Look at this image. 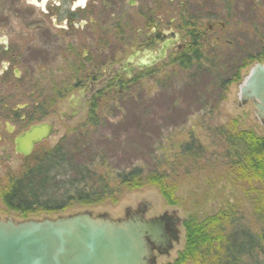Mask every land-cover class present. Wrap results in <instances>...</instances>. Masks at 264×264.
Returning <instances> with one entry per match:
<instances>
[{"label": "rangeland", "instance_id": "rangeland-1", "mask_svg": "<svg viewBox=\"0 0 264 264\" xmlns=\"http://www.w3.org/2000/svg\"><path fill=\"white\" fill-rule=\"evenodd\" d=\"M129 1L135 5L129 6ZM87 6L94 7L96 24L79 29L76 40L78 54L82 55L85 50L90 56L91 64L94 62L103 67L107 63H117L124 59L123 52L117 49L118 45L103 44L99 40L100 30L112 29L114 19H125L131 36H135L136 30H139L140 36L144 37L150 35L146 21L151 18V14H155L161 19L160 31L162 28L169 30L170 27L166 24L174 19L171 28L181 29L186 42L190 41L188 31L194 32L193 37L199 45L196 49L201 52V59L196 67L202 68L203 72L197 71L195 67L181 70L172 60L160 65L154 72L138 77L122 92H118V87L110 92L99 90L90 98V106L86 107L84 114L71 123H63L56 116L58 135L39 148L49 150L60 140L67 139L69 145L71 139L76 140L78 134H83L87 139L91 138V143L89 141L88 146L82 148V157H74L75 162L103 173L131 164L144 169L152 168L162 158L170 159L190 135L211 155L217 151L213 145L211 130L224 126L229 121H236L240 128L251 129L257 135L264 136V124L257 119L252 102L242 104L240 101V88L251 68L264 60L247 65L240 72L238 81L226 88L221 87L224 80L232 77L238 67L251 59H258L264 48V0H84L79 10L82 11ZM29 10L38 18L42 17L36 8L30 7ZM207 14H216L217 19L205 18ZM193 17L196 20H189ZM184 19L192 24L190 29L184 27ZM220 21L224 24L223 29L219 30L220 33H215L219 28L214 27L216 30L213 34L222 38L221 41L216 42L215 37H202L207 25ZM19 31L22 30L15 26V32ZM25 37L30 39L31 34L30 37ZM32 44L33 47L40 48L38 42L33 40ZM52 47L55 46H50L49 50ZM46 60L47 63L44 64L39 54H31L30 69L28 66L25 68L31 79V93H0V100L2 97H10L8 103L11 102L15 109L23 104L30 105L32 109L48 95H54L49 91L53 85L58 87L63 79L69 77L65 66H68L70 60L54 50L49 52ZM102 67L95 71L99 72L104 68ZM49 72L54 73L53 77ZM91 74L90 71V76ZM52 79H55L53 83ZM59 101V112H65L64 100ZM92 111L102 121L96 129L88 126ZM12 126L16 130L19 127L13 123ZM91 155L95 159L90 162ZM24 163L18 160L10 164L6 173L0 172V220L21 222L84 212H89L93 218L105 216L110 220H120L126 212H135L140 206L147 205L145 219L165 215L175 220L173 230L176 239L172 242V248L166 255L154 253L155 264H196L189 260H178L185 246L184 226L188 222L200 224L210 217L232 210L237 213V218L240 217L251 225V201L254 196L250 186L252 192L261 188L259 182H252L249 186L247 180L220 168L181 178L177 181L169 202L162 198L159 188L144 186L125 193L115 204L71 207L56 215L26 217L6 210L2 203L8 176L19 172Z\"/></svg>", "mask_w": 264, "mask_h": 264}, {"label": "trees", "instance_id": "trees-1", "mask_svg": "<svg viewBox=\"0 0 264 264\" xmlns=\"http://www.w3.org/2000/svg\"><path fill=\"white\" fill-rule=\"evenodd\" d=\"M189 20H196V17ZM184 22L186 29L192 27L190 21L184 19ZM188 36L187 48L174 63L184 71L194 67L202 71V68L196 67L201 59V52L196 49L199 47L197 39L193 37V31H188ZM263 59L264 48L258 59H251L238 67L221 87L226 88L238 81L244 66ZM93 114L92 111L88 126L96 129L102 121ZM211 131L213 145L217 149L211 155L190 135L170 159L162 158L152 168L144 169L131 164L103 173L75 162L74 157H82V148L87 147L89 141L91 143V138L89 140L85 135L78 134L69 145L68 139L60 140L49 150L38 148L32 156L23 160L25 163L19 172L8 176L2 203L6 210L26 217L56 215L71 207L115 204L125 193L144 186L159 188L162 198L169 202L181 178L224 168L233 176L247 180L249 186L252 182L261 185L253 192L250 186L254 196L251 201V225L237 218V213L232 210L200 224L188 222L184 226L185 246L178 260L196 264H264V136L251 129L240 128L236 121H229ZM93 159L95 156L91 155L90 162Z\"/></svg>", "mask_w": 264, "mask_h": 264}, {"label": "flooded vegetation", "instance_id": "flooded-vegetation-1", "mask_svg": "<svg viewBox=\"0 0 264 264\" xmlns=\"http://www.w3.org/2000/svg\"><path fill=\"white\" fill-rule=\"evenodd\" d=\"M83 3L84 0H0V93H12L15 91L31 93V79L30 75L27 76L26 73L28 72L25 68L28 66L30 69V58L33 52L40 55L44 64L47 63L46 59L52 50L70 60L68 66H65V71L68 72L69 77L65 80L63 79L58 87L53 85L49 92L54 95H48L37 107H32L31 109L30 105L23 104V106H18L15 109L11 102L8 103L10 97L1 98L0 172L6 173V169L9 168L10 164L18 160L22 162L24 159L29 158L41 145L52 138L50 137L48 140L36 145L28 157H23L16 152L15 140L31 126L48 123L52 124L59 133L56 127V116L63 123H71L84 114L86 107L90 106V98L99 90L110 92L115 87H118V92H122L125 87L130 86L132 81L137 80L138 77L148 72H154L162 64L176 60L189 44V41H185V36L181 29L171 28L174 24V19L169 20L166 24L167 27H170L169 30L165 31V28H162L160 31L159 28L162 26L161 19L157 15L151 14V18L146 21V28L149 29L150 35L147 34L144 37L140 36L139 30H136L135 36H131L127 30L125 19H114L112 29L100 30L99 40L103 44L112 43L118 45L117 49L123 52L124 59L117 63H107L103 66L104 68L94 62L91 64L90 56L86 54L87 52L83 50V54L79 55L77 49L76 38L79 29L86 28L88 25L93 27L96 24L94 7L87 6L81 11L79 9ZM30 7L36 8L42 17L38 18L33 11L29 10ZM206 16L205 18L213 17L217 19L216 14L214 16L207 14ZM15 26L22 31L16 33ZM223 26L224 24L221 21L207 25L202 37L210 39L215 37L216 42L221 41L222 38L220 39L213 32L216 30H214V27H217L219 29L215 33H220ZM175 33L178 34L179 41L166 50L164 60L157 62L152 67H144L143 69L137 67L140 64V59H135L131 63L127 62L128 57L136 52L148 51L156 53L160 49V45L165 41L174 40ZM30 34V39L25 37H30ZM211 34L213 35L209 36ZM33 40L39 43V49L32 46ZM52 45L55 47L49 50ZM100 67L103 69L99 70V72L95 71V69ZM106 70H117L120 71V74L118 76L110 74L109 77L104 78L103 72ZM90 71L92 72L91 76ZM49 73L53 77L54 73ZM54 80L52 79V83ZM100 80H103L104 83L93 93H90V84ZM59 99L61 101L64 100L65 112H59ZM35 111L37 112L36 114L34 113ZM89 120L90 117L88 118ZM12 123L19 125L17 130L12 126ZM174 238L176 239L175 232Z\"/></svg>", "mask_w": 264, "mask_h": 264}, {"label": "water", "instance_id": "water-1", "mask_svg": "<svg viewBox=\"0 0 264 264\" xmlns=\"http://www.w3.org/2000/svg\"><path fill=\"white\" fill-rule=\"evenodd\" d=\"M178 41L175 33L174 40L165 41L156 53L136 52L127 62L140 59L139 69L152 67ZM110 74L118 76L120 71L103 72L104 78ZM103 83H91L90 93ZM240 101L252 102L257 119L264 124V62L251 68L240 88ZM57 133L52 124L33 125L15 140L16 152L28 157L36 145ZM147 209L140 206L120 220L93 218L89 212L21 222L0 220V264H155L154 253L164 255L172 248L175 220L165 215L145 219Z\"/></svg>", "mask_w": 264, "mask_h": 264}]
</instances>
